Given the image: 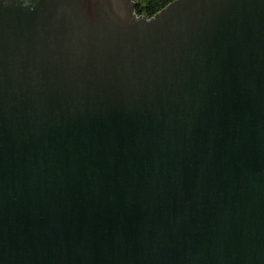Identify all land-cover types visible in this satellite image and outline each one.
I'll return each mask as SVG.
<instances>
[{"label": "water", "instance_id": "obj_1", "mask_svg": "<svg viewBox=\"0 0 264 264\" xmlns=\"http://www.w3.org/2000/svg\"><path fill=\"white\" fill-rule=\"evenodd\" d=\"M0 0V264H264V0Z\"/></svg>", "mask_w": 264, "mask_h": 264}, {"label": "trees", "instance_id": "obj_2", "mask_svg": "<svg viewBox=\"0 0 264 264\" xmlns=\"http://www.w3.org/2000/svg\"><path fill=\"white\" fill-rule=\"evenodd\" d=\"M139 2L137 7L138 15L153 16L160 11L172 0H137Z\"/></svg>", "mask_w": 264, "mask_h": 264}]
</instances>
